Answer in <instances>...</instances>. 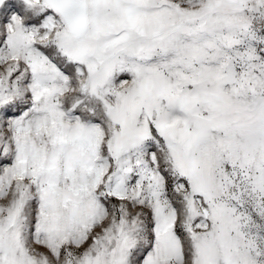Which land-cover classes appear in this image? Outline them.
Returning <instances> with one entry per match:
<instances>
[{"label":"snow or ice","instance_id":"obj_1","mask_svg":"<svg viewBox=\"0 0 264 264\" xmlns=\"http://www.w3.org/2000/svg\"><path fill=\"white\" fill-rule=\"evenodd\" d=\"M0 264H264V0H0Z\"/></svg>","mask_w":264,"mask_h":264}]
</instances>
